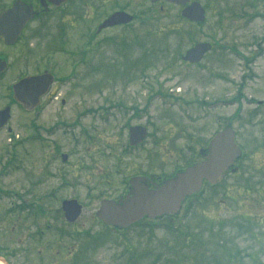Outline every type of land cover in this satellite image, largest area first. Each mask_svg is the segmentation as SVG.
<instances>
[{
    "label": "rangeland",
    "instance_id": "rangeland-1",
    "mask_svg": "<svg viewBox=\"0 0 264 264\" xmlns=\"http://www.w3.org/2000/svg\"><path fill=\"white\" fill-rule=\"evenodd\" d=\"M196 1L203 23L184 19L180 6L140 0L134 12L145 19L91 38L109 8L95 2L87 23L74 12L54 15L33 22L13 48L0 39L8 59L0 108L19 75L75 74L38 115L14 104L0 130V258L8 264H264V0ZM205 42L213 49L201 62L183 61ZM131 126L148 130L137 147ZM227 127L243 152L238 171L205 184L176 217L126 231L98 220L101 202L125 196L131 177L173 176L201 161ZM70 199L84 207L73 224L62 210Z\"/></svg>",
    "mask_w": 264,
    "mask_h": 264
},
{
    "label": "water",
    "instance_id": "water-1",
    "mask_svg": "<svg viewBox=\"0 0 264 264\" xmlns=\"http://www.w3.org/2000/svg\"><path fill=\"white\" fill-rule=\"evenodd\" d=\"M57 4L66 0H52ZM153 2L160 0H151ZM174 5L185 6L182 16L191 22L201 23L206 19V11L198 1L191 0H165ZM32 6L21 0L14 2L12 8L0 15V36H3L7 45L16 42L21 35L26 23L34 17ZM133 17L127 13H116L105 20L99 30L116 24L127 23ZM212 49L211 43H198L187 51L185 61L198 63L204 55ZM1 61V59H0ZM7 63L0 62V72L6 69ZM48 75V76H47ZM51 74L41 76H29L13 87L15 99L23 105L24 109L34 110L40 100V96L46 92L51 79L44 80ZM11 116V107L7 106L0 110V129H2ZM147 136V129L143 127L130 128V144L137 146ZM206 152L205 159L178 172L173 178L166 179L161 185L150 189L146 185L150 181L147 177H134L130 181L131 190L125 198L116 200L105 199L101 202L96 216L106 225L118 229H127L145 217L155 219L165 215H175L182 209L183 203L191 196L199 193L204 182L214 185L219 183L242 156L241 148L235 142V131L227 128L217 133L209 147L202 151ZM67 160V155H63ZM238 169L235 167L232 172ZM63 212L69 223L76 222L83 212V206L76 199L64 200ZM4 264H8L4 258H0Z\"/></svg>",
    "mask_w": 264,
    "mask_h": 264
},
{
    "label": "flooded vegetation",
    "instance_id": "flooded-vegetation-1",
    "mask_svg": "<svg viewBox=\"0 0 264 264\" xmlns=\"http://www.w3.org/2000/svg\"><path fill=\"white\" fill-rule=\"evenodd\" d=\"M15 1H17V0H11V2L5 3L4 6L1 5L2 7L0 6V15L4 11L10 9L13 6V4H14ZM21 1H23L27 5L32 6V8H33V10L35 12L34 17L32 19H30L26 23V25L24 26V28L22 30L21 35L19 36V38L17 39V41L14 44L7 45L5 43L4 37L3 36L2 37L0 36V39L3 40V43H4L5 47H11V48H13V47L17 46L18 43L20 42V40L22 39V37L26 34V31L28 30V28L31 26V24H33V22H36L38 20H43V19H45L46 17H49V16L56 15L61 20H63L66 16H68L71 13L74 12L72 14L73 17L74 16H78V17H80L83 20L85 19L84 22L86 21V23H87L88 20L93 17L92 16V13L94 14V12L92 10H95L96 9V5L94 4L95 2H101L103 5H105L104 8H107L109 6V8L107 9L108 11L103 12V14L105 15V17H103L102 22H104L105 20H107L108 18H110L113 14L121 13V12L127 13L128 15L132 16L133 19L130 22L126 23V24L114 25V26H110V27H107V28H104V29H101V30H99V27H100V25H99L97 27L96 31H94V33H91V35H90L91 38L92 37H96L97 35L103 33L104 30H106V29L114 28L113 30H116L117 28H121V27H125V26L126 27H129V26H132L133 23L136 20L139 21V20L145 19V12L142 13V16L141 15H138V14H136L134 12L136 6L139 7L138 4L140 3V0H126L127 1L126 4H124V2H123L124 0H66L65 2H60L58 4L56 2L54 3L52 0H21ZM136 1H138L139 3H137ZM143 1H144L143 2L144 4L148 3L149 7H155V5L157 4V2H151L150 0H143ZM155 13H156L155 11H149L148 13H146L147 18H150L151 16H154ZM57 29L59 30L58 31V36H60L63 39V46L64 45L67 46V43L64 42V39H65V37L68 34V32H67V29L68 28L66 27V24L65 23L60 24L59 25V28H57ZM83 32H84L83 34L85 35V37H84L85 50L88 51L91 48V46H92V44L90 42V39H89V34L90 33L88 34V27H86L83 30ZM0 59H1V61H5L7 63V60L8 59H7V57L4 54H0ZM73 65H74V60H73ZM7 67H8V63H7L6 69H7ZM3 72H0V74L3 73ZM47 72L49 74H51L52 77L49 76V77H47L44 80L45 82H44L43 85H46V81H48L50 79H51V82H50V84H49L46 92L43 93L41 95V97H40L39 105L37 107V108H40V109L43 108L42 105L44 104L45 100L48 101V104L55 103V101L59 99L58 83H61V82H71L72 80L75 79V74L74 73H70V74L66 75L65 77L64 76H59L58 75V72L54 68L50 67L49 69L48 68H45L42 71L37 72V73H30L28 75H19L16 78V80L13 81V83H15V82H18L20 79H22L24 77H28V76H41V75H44V74H48ZM9 99H10L9 102H8V104L5 107L11 106V111H12V106L14 104L15 105L17 104V105H19V107L21 109L24 110V108L19 103H17L14 100V96L11 97V95H9ZM61 102L64 104L66 101H65V99H63V100H61ZM5 107L0 108V110L1 109H4ZM37 108L35 109V112H36L35 114L36 115H38L39 112H40V109H37ZM24 111L26 113H32L33 112V111L28 112L26 110H24ZM52 128H53V130H55V126H52ZM8 130L11 131L10 128H8ZM129 143H130V128H129ZM201 151H204V149H202ZM201 151H200V153H201ZM63 154H65V153H63ZM201 155H202V159H204V157L206 156V152L201 153ZM67 160H68V158H67ZM180 170H182V169H180ZM177 172L178 171H176L173 176H175ZM139 176H146V177H148L151 180V181H147L146 182V185H148V187L150 189L155 188L156 185L162 184V182L164 180L173 177V176H171V177H162V178L155 177V178H153V177L148 176V175H139ZM133 177H135V176H133ZM129 190H130V188L128 189V192H129ZM128 192H127V194H128ZM16 195H18V194H16ZM22 206H24V203H21V206L20 207H22ZM171 216L172 215L162 216V217H160L158 219L159 220L161 218L168 219ZM147 220L148 221H155V220H149L148 218H147Z\"/></svg>",
    "mask_w": 264,
    "mask_h": 264
},
{
    "label": "trees",
    "instance_id": "trees-1",
    "mask_svg": "<svg viewBox=\"0 0 264 264\" xmlns=\"http://www.w3.org/2000/svg\"><path fill=\"white\" fill-rule=\"evenodd\" d=\"M213 187V186H212ZM200 194V193H199ZM199 194H196L194 197H196V196H198ZM171 217H176V216H171ZM171 217H169V218H171Z\"/></svg>",
    "mask_w": 264,
    "mask_h": 264
},
{
    "label": "bare ground",
    "instance_id": "bare-ground-1",
    "mask_svg": "<svg viewBox=\"0 0 264 264\" xmlns=\"http://www.w3.org/2000/svg\"><path fill=\"white\" fill-rule=\"evenodd\" d=\"M4 264V263H3Z\"/></svg>",
    "mask_w": 264,
    "mask_h": 264
}]
</instances>
